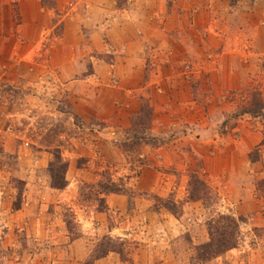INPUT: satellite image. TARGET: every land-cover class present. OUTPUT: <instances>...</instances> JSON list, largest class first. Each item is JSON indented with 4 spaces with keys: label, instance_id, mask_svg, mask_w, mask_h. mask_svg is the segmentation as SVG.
<instances>
[{
    "label": "rangeland",
    "instance_id": "1",
    "mask_svg": "<svg viewBox=\"0 0 264 264\" xmlns=\"http://www.w3.org/2000/svg\"><path fill=\"white\" fill-rule=\"evenodd\" d=\"M20 1L0 0V264H264V114L235 115L264 104V0ZM217 214L236 245L200 261Z\"/></svg>",
    "mask_w": 264,
    "mask_h": 264
},
{
    "label": "trees",
    "instance_id": "2",
    "mask_svg": "<svg viewBox=\"0 0 264 264\" xmlns=\"http://www.w3.org/2000/svg\"><path fill=\"white\" fill-rule=\"evenodd\" d=\"M264 104L261 101L260 95L255 93L250 98L242 101L238 112L235 115L248 114L252 117L263 115ZM65 164L59 159L55 160L49 165L50 172V187L60 189L64 186V172ZM57 171V173H53ZM237 222L238 218L230 215L217 214L216 217L210 219L207 223L206 242L195 247L196 259L204 261L220 255L224 251L234 247L237 241ZM105 251H101L93 256V259L100 257Z\"/></svg>",
    "mask_w": 264,
    "mask_h": 264
},
{
    "label": "crops",
    "instance_id": "3",
    "mask_svg": "<svg viewBox=\"0 0 264 264\" xmlns=\"http://www.w3.org/2000/svg\"><path fill=\"white\" fill-rule=\"evenodd\" d=\"M18 1V0H17ZM94 2V5H93V8L95 9V14H97V15H100V16H104V14H105V10L103 9V6H105V5H103L104 4V1L103 0H94L93 1ZM35 5H36V2H35V0L34 1H32V0H21L19 3H18V9H20V12L22 13V14H24V13H27V9L29 8L31 11H33V10H35ZM103 5V6H102ZM30 11V12H31ZM31 15V14H30ZM125 29V28H124ZM143 29V31H144V28H142ZM142 31V30H141ZM142 31V32H143ZM108 33H109V31H108ZM123 33H121V35L119 36V38H118V43L119 42H123V35H122ZM145 34V33H144ZM127 35H129V34H127ZM145 37V36H144ZM126 38H128V37H126ZM130 38H131V36H130ZM130 41V40H129ZM130 43V42H129ZM132 44H134V43H132ZM131 43L129 44V46H127L128 48H131L133 45H132ZM128 59L127 60H129L130 61V64L131 65H133V62L134 61H136L135 59H136V57L134 56L135 54H134V51H130L129 50V52H128ZM118 72V71H117ZM116 72V73H117ZM125 74H131V71H126V73Z\"/></svg>",
    "mask_w": 264,
    "mask_h": 264
}]
</instances>
